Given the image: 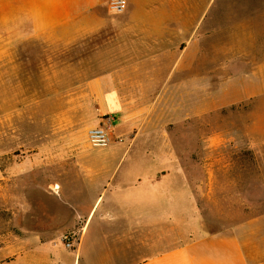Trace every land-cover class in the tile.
<instances>
[{"label": "crops", "instance_id": "1", "mask_svg": "<svg viewBox=\"0 0 264 264\" xmlns=\"http://www.w3.org/2000/svg\"><path fill=\"white\" fill-rule=\"evenodd\" d=\"M22 1L21 12L31 35L65 45L106 41V37L121 42L103 45L93 53L102 56L103 68L84 85L92 90L98 114L112 119L117 135H158L168 123L195 115L194 90L201 87L194 72L195 19L183 23L174 15L156 17L147 10L150 4L146 0H127L125 10L118 14L110 13L101 0ZM111 23L118 24V36L103 32ZM179 41L189 42L193 71L189 69L187 85L179 77ZM221 46L234 49L233 45ZM209 47L205 42V57ZM202 88L204 113L247 102L242 133L252 153L264 155V146L259 145L264 144V65L242 72L225 71L214 84L212 75L205 72ZM106 153L76 162V171L63 178L59 197L63 233L79 231L75 249L63 248L62 253L56 243L16 240L0 247V264H264V213L199 232L195 222L188 220L195 230L164 238L165 223L177 224L175 217L180 215L194 217L190 208L182 212L179 208L195 202L190 176L175 162L170 173H163L160 147L114 144ZM129 153L136 154L131 161L126 160ZM258 165L264 169V161ZM204 168L208 183L215 184L219 160L210 159ZM165 204L172 208L165 209ZM78 207L86 209L78 214Z\"/></svg>", "mask_w": 264, "mask_h": 264}, {"label": "rangeland", "instance_id": "2", "mask_svg": "<svg viewBox=\"0 0 264 264\" xmlns=\"http://www.w3.org/2000/svg\"><path fill=\"white\" fill-rule=\"evenodd\" d=\"M156 4L147 9L152 15L178 16L180 22L195 19V115L168 123L158 135L114 139L107 146L89 144L86 132L102 124L93 104L92 90L85 82L101 74L98 52L106 41H79L65 45L26 30L22 0H0V247L16 240L36 238L62 243L63 178L75 172L76 162L107 155L114 144L151 145L161 148L163 173L171 163H179L195 186V202L181 204L194 217H175L177 224L165 223L164 238L182 236L192 229L208 231L238 224L264 213V169L258 163L264 155H254L242 131L247 122V102L204 113L205 72L213 84L225 71H248L264 65V0H146ZM161 6H166L165 8ZM115 22L114 20H112ZM118 24L103 32L117 36ZM210 53L203 55L204 45ZM188 41H179L182 85H187L191 57ZM221 45H233L222 47ZM220 46V47H219ZM106 58V57H103ZM217 91V89L212 90ZM187 92V90H185ZM202 108V110H201ZM112 125V137H117ZM264 146L263 143L259 144ZM136 154L129 153L127 161ZM156 155V154H154ZM86 157V158H85ZM219 160L215 184L210 185L205 162ZM165 209L172 208L165 204ZM78 207L77 213L85 211ZM70 213V212H69ZM188 220L195 222V228ZM184 232V233H183ZM161 236L156 234V237ZM166 244V241H165ZM1 256V254H0Z\"/></svg>", "mask_w": 264, "mask_h": 264}, {"label": "built area", "instance_id": "3", "mask_svg": "<svg viewBox=\"0 0 264 264\" xmlns=\"http://www.w3.org/2000/svg\"><path fill=\"white\" fill-rule=\"evenodd\" d=\"M105 3L107 10L110 13L118 14L125 10L127 6V0H101ZM112 119L105 117L101 125L91 127L86 132L87 141L91 146L103 147L107 146L114 139L120 140V136L112 137ZM63 246L65 248H71L73 246V236L64 233L61 237Z\"/></svg>", "mask_w": 264, "mask_h": 264}]
</instances>
